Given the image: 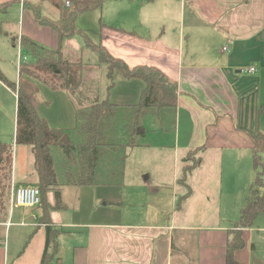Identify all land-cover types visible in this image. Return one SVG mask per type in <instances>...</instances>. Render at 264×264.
Instances as JSON below:
<instances>
[{
    "label": "crops",
    "instance_id": "1",
    "mask_svg": "<svg viewBox=\"0 0 264 264\" xmlns=\"http://www.w3.org/2000/svg\"><path fill=\"white\" fill-rule=\"evenodd\" d=\"M6 2L10 3L0 10L18 3L22 20L13 27L4 25L3 38L14 47L19 44L12 39L21 35L49 49L59 47L56 31L34 18L29 4L37 3L0 0V4ZM96 10L104 26L93 21V12L89 17L92 41L102 43L129 66L159 68L177 84L176 106L171 113L152 111L169 121V139L165 142L162 135L151 139L160 146L144 159L157 161L158 168L144 165L123 182L99 180L97 166L93 184H66L58 177L60 207L55 206L54 191L47 194L50 225L57 230L55 246L49 248L54 252L50 264H225L227 243L255 178L249 132H264V0H104L100 8L90 11ZM62 11L50 19H60L65 15ZM69 40L60 45L66 59H80L87 68L106 75V65L98 62L94 50L93 57L85 43L74 47ZM19 49L27 61L31 59ZM249 66L256 71L249 72ZM25 76L20 82L39 115L53 127H74L76 114L68 94ZM113 78L109 100L137 103L143 81L127 79L119 70H114ZM0 84L5 96L13 98ZM107 85L108 79L105 96ZM8 106L10 118V102ZM8 106L0 103V111ZM0 141H4L1 136ZM11 144V190L35 184L30 147L25 145L19 156L18 145L24 144L15 143V134ZM194 150L199 161L183 177ZM101 170L106 175V167ZM42 212L40 206L12 207L9 201L7 220L0 225L8 230L25 227L19 231L25 242L13 251L10 241L0 236V264L40 263L44 246L31 244L37 235L45 243ZM242 237L244 246L234 252L235 259L264 264V208L250 227L242 229Z\"/></svg>",
    "mask_w": 264,
    "mask_h": 264
},
{
    "label": "trees",
    "instance_id": "2",
    "mask_svg": "<svg viewBox=\"0 0 264 264\" xmlns=\"http://www.w3.org/2000/svg\"><path fill=\"white\" fill-rule=\"evenodd\" d=\"M56 8L65 10V15L58 20L50 19L40 12L39 4H29L35 20L41 25L53 28L58 37L59 47L49 49L40 46L27 36L21 35L12 39L13 43L19 44L21 50L30 54L28 61L20 60L18 71L38 80L42 84L54 90H64L75 109L76 124L71 129H61L49 125L48 121L41 117L32 102L26 89L6 77L0 70V82L8 87L16 95V118H15V143L24 144L30 147L33 156V165L36 174L35 185L40 189V203L37 206L42 208L41 221L45 226V243L39 264H50L54 252L50 253L49 248L55 246L57 230L50 225L48 217L47 194L53 190L55 206L60 207V192L58 174L55 169V161L52 155V147L58 146L63 154L74 159L77 155L79 165L75 172L66 173L64 183L89 185L95 181V170L100 154V149L109 143L104 142L105 128L113 132V123L118 111H132L131 140L134 145L133 135L141 132V113L149 109L160 114L162 110L171 113L176 106L177 84L170 79L159 68L138 64L129 66L122 58L113 56L102 43H94L91 39L76 26V19L79 14L94 8H100L104 0H69L71 7H66L62 0H49ZM10 2L0 4L3 9ZM69 3V5H70ZM100 25L104 23L100 20ZM3 32V25L0 21V33ZM75 33L82 34L87 47L94 50L98 55V62L106 65V77L108 85L106 96L103 99L89 97L80 91L82 83V72L87 63L80 59L70 61L66 59L60 50V45L65 38ZM119 70L127 79L137 78L144 83L141 89L140 98L134 104L112 103L108 95L114 86L113 72ZM264 107V105H263ZM262 108V107H261ZM260 108V110H261ZM76 130L82 137L76 146L68 139L66 142L63 136L68 138L67 130ZM252 141V164L255 170V178L249 187V194L245 205L240 210V216L236 222L231 240L226 247L225 264H246L239 262L234 257V252L244 246L242 229L250 227L259 211L264 208V132H249ZM76 150V155L74 152ZM191 151L189 157L193 162L184 167L183 177L194 167L199 157H195ZM12 156L13 144L0 141V223L6 222L8 217V203L11 200V177H12ZM259 188H263L262 195L256 196ZM108 204H117L107 202ZM49 223V224H48Z\"/></svg>",
    "mask_w": 264,
    "mask_h": 264
},
{
    "label": "rangeland",
    "instance_id": "3",
    "mask_svg": "<svg viewBox=\"0 0 264 264\" xmlns=\"http://www.w3.org/2000/svg\"><path fill=\"white\" fill-rule=\"evenodd\" d=\"M32 3H38L40 7V12L42 15L54 18L58 15V13L62 10H58L49 0H28ZM64 1V0H62ZM72 3L69 6L71 7ZM32 12V11H31ZM93 15V21L99 23L98 11H85L78 15L76 19V26L82 32H84L92 41L91 35V27L89 23V17ZM64 14V11H62ZM33 14V12H32ZM34 16V15H33ZM22 20V10L21 6L16 3L12 4L5 11L0 10V21L2 25H11V27L20 25ZM102 20V18H101ZM92 21V19H91ZM2 34L4 31L0 33V70L6 75V77L12 81H15L17 84L23 86L20 80L25 79L26 74H20L18 71V63L20 60L27 61L26 58L20 53L19 46L14 47L12 43L6 38H3ZM68 43H72L74 47H83L84 40L82 34L75 33L71 36V40ZM86 49V48H85ZM87 53L94 57V51L92 49L87 48ZM86 54V52H85ZM83 56L86 59L87 54ZM82 84L80 87V91L82 94L87 95L89 97L98 96L99 99L105 97V86L107 82V78L105 73H100V70L96 68H87L85 67L82 72ZM3 86L0 84V103H5L8 106V103H11V117L8 118V114L6 112H10L9 106L6 109L0 111V136L3 138V142L6 143H14V134L15 128H13V99L15 100V96L13 92L9 89L12 94V97H9L8 94L5 96V90L2 88ZM95 95V96H94ZM132 111H118L116 114L114 123H113V132H110L108 128H105L104 133H110L108 136H105L104 142L109 143L108 148L104 152V147L100 149V154L97 162V178L108 180V181H118L123 182L124 180H131L133 177L137 175L140 170V167L147 166L151 170L159 167L157 161L149 160L148 162H144V159L151 153L155 152L160 143L152 142L151 139L164 138V141L167 142L169 139V121H164L161 118H158L156 114H153L151 110L146 109L140 115V125H142L141 130H145V132H136L133 135L134 145H131V123H132ZM159 119L162 121L161 125H158ZM15 123V121H14ZM153 128H157L159 131L156 134H153ZM161 130H165L164 133H161ZM167 131V133H166ZM70 139L71 142L76 146L80 141H82V137L78 134V132L74 129L68 132V138L66 137V141ZM12 140V141H11ZM146 144H150L146 146ZM158 146V147H157ZM25 145H18V155L21 156L23 154L22 149H26ZM32 155V154H31ZM52 155L55 161V169L58 174L60 180H63V176L68 172H75L78 168L79 161L76 155V150L74 152L75 158L69 159L67 158L61 149L57 146L52 151ZM24 158H20V164L23 165ZM102 166H105L107 169L106 175L104 171L101 170ZM171 167V166H170ZM33 174L34 170H32ZM170 192V189L167 190ZM263 188H259L256 196L262 195ZM12 207H18L11 204ZM168 212V209L167 211ZM25 227H11L9 228L0 225V236L3 238L4 242L10 241V249L15 250L23 248L25 242V235L21 234V229ZM34 229V228H33ZM39 237V238H37ZM36 238L38 242L36 243ZM41 245L42 249L44 246V239L42 236H35L32 244Z\"/></svg>",
    "mask_w": 264,
    "mask_h": 264
},
{
    "label": "built area",
    "instance_id": "4",
    "mask_svg": "<svg viewBox=\"0 0 264 264\" xmlns=\"http://www.w3.org/2000/svg\"><path fill=\"white\" fill-rule=\"evenodd\" d=\"M69 1L66 0L65 4L69 5ZM226 47H224L225 49ZM249 72H255V66L248 67ZM40 203V189L35 184L17 185L11 192V204L15 206H28L34 207Z\"/></svg>",
    "mask_w": 264,
    "mask_h": 264
},
{
    "label": "water",
    "instance_id": "5",
    "mask_svg": "<svg viewBox=\"0 0 264 264\" xmlns=\"http://www.w3.org/2000/svg\"><path fill=\"white\" fill-rule=\"evenodd\" d=\"M63 140L66 142V135L63 136Z\"/></svg>",
    "mask_w": 264,
    "mask_h": 264
}]
</instances>
